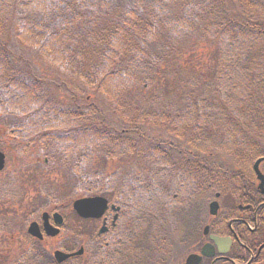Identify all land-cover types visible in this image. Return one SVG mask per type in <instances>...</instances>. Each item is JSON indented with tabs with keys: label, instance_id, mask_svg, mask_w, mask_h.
Here are the masks:
<instances>
[{
	"label": "trees",
	"instance_id": "obj_1",
	"mask_svg": "<svg viewBox=\"0 0 264 264\" xmlns=\"http://www.w3.org/2000/svg\"><path fill=\"white\" fill-rule=\"evenodd\" d=\"M7 22L11 26L17 22V37L23 45L51 64L80 73L85 84L101 90L112 105L142 83L154 81L157 86L159 73L173 67L176 80L186 87L179 107L155 97L152 103L159 110L142 119L150 124L167 119L164 122L175 137H183L188 145L181 150L149 137L137 124L118 131L104 116L83 118L81 110L91 108L87 104L92 101L56 95L50 81L25 70L7 40L0 39V116L18 120L12 134L15 141L39 143L43 135L60 130L68 137L45 139L55 142H48L51 150L56 155L78 154L86 170L99 147L109 152L110 147L121 156L126 151L130 160L139 157L143 143H154L151 153L143 157L158 165L156 175L130 176L128 190H122L129 202L142 206L144 226L136 224L117 244L97 247V264H117L108 258L109 249L140 259L131 258V264H150L153 250L169 248L163 219L167 213L160 212V207L166 205L183 227L179 238L183 240L186 232L191 234L203 201L228 184L234 183L232 190L238 191L239 175L245 177L252 160L264 156V0H0V30ZM76 42L82 48L76 49ZM86 52H94L98 59L89 73H83L82 61L69 60ZM206 55L214 65L211 82L201 75L191 80L195 71L200 74L198 67ZM94 102L100 112L99 102ZM166 114L174 117L168 119ZM69 121L74 124L63 125ZM76 125L83 130L78 132ZM172 152L179 156L173 158ZM87 171L83 190L97 194L99 173ZM89 183L94 189H89ZM158 185L160 190L155 189ZM166 186L178 193L176 199H170ZM37 255L18 264H41ZM43 259L47 261L42 264H55L50 255Z\"/></svg>",
	"mask_w": 264,
	"mask_h": 264
},
{
	"label": "rangeland",
	"instance_id": "obj_2",
	"mask_svg": "<svg viewBox=\"0 0 264 264\" xmlns=\"http://www.w3.org/2000/svg\"><path fill=\"white\" fill-rule=\"evenodd\" d=\"M4 24V29L0 30V39L7 40L9 50L16 58L21 59L25 70L34 72L36 75L43 76L46 80L50 81L52 84L51 90L55 91L56 95L60 97L72 100L70 97L77 96L82 101H85V99L92 101L87 104L91 108L85 107L81 110L83 118H98V116H104L109 120L110 125L113 122L111 126H114V129L118 131L123 126L137 124V126H141V130L149 137L156 136L166 143L173 144L175 147L180 146L181 150L188 149L184 138L175 137L173 128L167 122H164L167 119L158 124H150L142 120L146 115H155L154 109L159 110L152 103L155 97H158L164 102H168L169 100L174 101L175 106L179 107L180 99L182 100V95L186 91V87H183L184 82H178L176 80L178 74L175 73L176 67L165 69L163 74L161 71L159 73L161 75L157 79V86L154 84V81L150 85H144L142 83L136 89H132L125 94L123 99L119 100L116 105H112L103 96L101 90L95 91L93 87L89 88L83 79L79 77L78 74L80 73H70L57 64H51L45 56L40 55L35 49L23 45L17 37L19 33L17 22H14L13 26L9 25L8 22ZM74 47L76 49L82 48L78 43ZM186 58L187 56L182 57V61L186 60ZM207 58L208 56L206 55L199 64L198 68L201 69L197 72L200 74H196L195 71L194 75L190 77L191 80H195L198 77L197 75H201L206 83L211 82L210 73L214 69V65L212 64L213 61L208 62ZM69 60L82 61L83 73H89L91 64H97L98 59L94 52H86L83 57L72 55L69 57ZM165 67L162 68L164 69ZM189 70L192 71L193 67H189ZM183 74L186 76V73ZM152 79L153 77L149 80L151 81ZM94 100L99 102L100 112L93 107ZM167 117L168 119L173 118L174 114L171 116L167 115ZM17 121L14 118L0 116V150L6 155L5 169L0 173V192L3 190L7 192L0 197V264H3V262L4 264H12L22 253V250L27 248L30 243L29 238L25 234L27 224L33 218L37 217L36 212L40 213L46 207L49 210L61 207L62 209L60 208V211H62L66 219L65 233L63 232L57 238L56 245H53L52 241L43 243L46 249L52 252L53 249L66 244L72 239V234L77 230L82 237L81 243L85 242L84 239L94 229V224L96 223L89 224L87 221H77L71 211V203L76 197L85 195L82 192H78L77 186L82 185L83 180L86 182L89 174L87 170L90 169L96 172V174L99 173L96 178V182H98L97 194H103L105 197L107 196L104 193L111 194L110 196H113L114 200H118L120 195L123 196L125 194L122 190H128L126 183L130 180V176L142 174L143 177L149 179L151 176L156 175L158 171V165L154 164L155 162L152 163L143 157L144 154L151 153L154 143H143L138 150L139 157L130 160L127 159L126 151L121 156L110 147V152L106 147H103V149L99 147L94 159L87 164V168L89 169L86 170V167L80 164V160L76 154L50 157L44 154L42 147L37 145L35 147L33 144L32 146H28L26 143H18V141L15 142L13 139L7 138V133L14 127L13 125ZM72 124L74 123H70L69 125L72 126ZM77 127L78 132L79 128L80 131L83 130L80 125ZM180 136H184V132L180 133ZM161 150H164V147H161ZM61 153L62 151H60ZM174 154L176 153L172 152V155ZM176 155L179 156L178 154ZM176 155L173 158H177ZM45 157L47 158L46 162H44ZM132 161L135 163H131ZM260 170L264 174V163L260 165ZM240 172H242V169ZM87 186L93 187L94 185L93 183H89ZM160 189L161 187L158 185L157 190ZM164 189L170 192V194L175 193L174 188L171 186H166ZM229 191L230 189L223 192V196H220L218 200L224 208L236 206L232 201L231 191ZM114 200L110 201L117 203ZM123 200L125 198L121 202ZM210 201H203L202 212L199 211L198 215L194 218L191 229L196 228L194 221L198 222L202 217L201 213H203L204 220L206 219L202 225V229L205 225L211 223V218H206V214H208V203ZM135 203L129 202L128 205L133 211V220L128 218L126 220L128 231L134 230L136 224L144 226L145 211L141 210L142 206H135ZM161 210L163 209L161 208L160 212ZM186 221L188 222V217H186ZM97 227L99 228L98 224H96V231L98 229ZM200 233L201 227L199 228L198 226L197 234ZM182 235L183 227L177 224L175 218L169 219L165 224V238L167 243H170L169 240L172 241L171 248H174L175 243L177 244L176 255L174 251H170L171 256H176L177 263L183 261L185 255H187L186 253L189 251L188 248H182V245L178 243L180 242L181 244L179 238ZM189 249L192 252L195 250L193 246ZM170 252L166 254L167 258H169Z\"/></svg>",
	"mask_w": 264,
	"mask_h": 264
},
{
	"label": "flooded vegetation",
	"instance_id": "obj_3",
	"mask_svg": "<svg viewBox=\"0 0 264 264\" xmlns=\"http://www.w3.org/2000/svg\"><path fill=\"white\" fill-rule=\"evenodd\" d=\"M249 177H241L239 183V190H230L232 191L231 198L233 203L236 206L232 208H224V206H220L219 213H221V217H211V225H205L202 229V225L205 222L203 213H201L200 227L201 233H198V222H196V228L191 229V233H186V238L181 241L182 248H188V252L186 253L183 261L177 263L176 261V248H171L172 241L170 243V248L166 249H156L151 252V257L149 258L150 264H185L187 258L195 254L196 256H200L201 249L205 245L214 246L213 250L207 251V253L201 257L199 261H192L193 264H264V188L263 191L258 189V184L253 174H251L250 168ZM232 186L234 184H231ZM228 185L224 186L223 189H227ZM221 196L222 191H218ZM7 193V192H6ZM80 197H77V199ZM172 198H176V194L172 195ZM108 208L104 212L101 218L96 219H85L82 220L72 209L75 218L77 221L89 222V224L96 223L99 225V228L96 229V224L94 229H92L88 236L84 239V241L88 242L89 248L92 249L89 258H85V250L84 244L81 243V234L77 230L73 234V248H66L64 251L67 253H75L83 249L82 253L79 255H74L72 257L67 258L61 264H66L73 262V264H97V247L103 245L106 246L114 245L119 243V237H123L127 235V224L126 220L132 219L133 211L130 206L124 205L121 202H111L107 200ZM61 208V207H60ZM60 208H53L49 210L48 208L44 209L40 214L36 212L35 218H33L29 223L35 222L38 224L39 234L41 238H32L29 237V245L26 249L22 250V258H28L33 254H38L37 257L42 264V261L46 262L47 260L43 259V257H47V249L44 247L43 243L47 241H55L63 231L64 226L66 225L65 216L60 211ZM165 213H167V207H164ZM62 209V208H61ZM228 209V210H227ZM202 212V211H201ZM47 215L48 224L54 226V218L53 215L55 213L59 214L62 218V223L60 226L54 227L58 228V231L55 233L54 237L47 235L42 223H43V214ZM158 216H161L162 213L158 212ZM132 215V216H131ZM206 218L209 217V212L206 214ZM165 219V223H166ZM101 226V227H100ZM104 226V227H103ZM211 226L214 228L211 233ZM101 228H104V231L100 233ZM208 228V230H206ZM53 231V230H52ZM96 231V232H95ZM220 237L224 238L223 242L219 245H216L214 241L211 240V237ZM141 242V241H140ZM70 244V240L68 241ZM39 246V248H38ZM195 249L193 252L189 248ZM109 249V248H108ZM174 249V250H173ZM174 251L175 255L171 256V252ZM180 251V250H179ZM178 251V252H179ZM170 252L169 258H167L166 254ZM40 253V256H39ZM108 258L112 260H117V264H131L132 256L129 255V252L125 251L123 253L118 252L115 249H109L106 252ZM181 254V252H180ZM27 255V256H25ZM120 255H122L120 257ZM182 255V254H181ZM121 258V259H120ZM167 258V259H166ZM140 260L138 257L132 258L133 260ZM181 260V258H180ZM20 261H23L21 259ZM179 261V260H178ZM107 262V261H106Z\"/></svg>",
	"mask_w": 264,
	"mask_h": 264
},
{
	"label": "water",
	"instance_id": "obj_4",
	"mask_svg": "<svg viewBox=\"0 0 264 264\" xmlns=\"http://www.w3.org/2000/svg\"><path fill=\"white\" fill-rule=\"evenodd\" d=\"M258 163L256 162L255 166H254V170L255 173L258 177V179L263 183L264 179L263 176L260 174V172L258 171ZM4 166V155L0 152V170L3 169ZM261 183V185H262ZM260 185V186H261ZM106 208V200L101 198V197H93V198H83V199H79L76 200L73 203V209L76 211V213L82 217V218H98L102 215L103 211ZM217 212V203H212L210 204V214L211 215H215ZM45 216V215H44ZM54 219L56 224H60L61 223V217L59 215H54ZM44 228L46 230V233L50 236H54L55 233L57 231H52V227L47 225V223L44 222ZM103 231V230H101ZM28 233L32 236H35L37 238H41V235L39 234L38 231V226L35 223L30 224L29 228H28ZM212 240L215 241L216 244L219 245L220 241L222 239H217L212 237ZM212 250L211 246H204L201 250V254L205 255L207 253V251ZM82 253V249H80L78 252L76 253H72V254H65L63 252L60 251H56L54 253V258L56 259L57 262H62L64 260H66L67 258L74 256V255H79ZM199 261L200 258L196 257V256H190L188 257L186 264H193L192 261Z\"/></svg>",
	"mask_w": 264,
	"mask_h": 264
},
{
	"label": "bare ground",
	"instance_id": "obj_5",
	"mask_svg": "<svg viewBox=\"0 0 264 264\" xmlns=\"http://www.w3.org/2000/svg\"><path fill=\"white\" fill-rule=\"evenodd\" d=\"M260 158H261V157H258L257 159L252 160V162L255 163V162H256L258 159H260ZM260 165H261V164H260ZM248 173H249V172H248ZM248 173H247V175H246L247 177H249V174H250V173H249V174H248ZM251 174H253V173L251 172ZM253 175H254V174H253ZM254 177H255L256 182H257V184H258L257 186L260 187V184H259V183H260L261 181L257 178L256 175H254Z\"/></svg>",
	"mask_w": 264,
	"mask_h": 264
}]
</instances>
